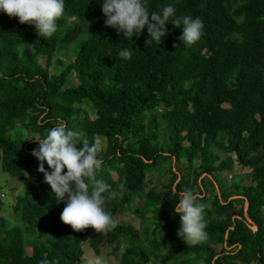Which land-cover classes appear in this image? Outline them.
<instances>
[{"label": "trees", "instance_id": "trees-1", "mask_svg": "<svg viewBox=\"0 0 264 264\" xmlns=\"http://www.w3.org/2000/svg\"><path fill=\"white\" fill-rule=\"evenodd\" d=\"M165 4L202 20L197 42L180 45L171 17L159 45L146 29L126 40L104 25L96 0H64L50 38L0 13V171L24 187L12 205L23 227L4 229L0 216V264H82L85 242L95 253L111 247L119 264H264V0H147L150 11ZM71 46L74 59L56 71L52 57ZM125 46L128 60L117 54ZM73 74L76 85L66 82ZM155 110L169 126L166 143L146 129ZM57 119L78 139L106 141L96 178L111 186L113 223L103 231L59 220L64 204L36 172L35 140L11 137L18 125L42 138ZM236 167L238 183L218 184L215 174ZM182 190L203 205L207 235L196 244L176 234ZM124 213L140 219L138 230Z\"/></svg>", "mask_w": 264, "mask_h": 264}, {"label": "clouds", "instance_id": "clouds-1", "mask_svg": "<svg viewBox=\"0 0 264 264\" xmlns=\"http://www.w3.org/2000/svg\"><path fill=\"white\" fill-rule=\"evenodd\" d=\"M96 2L104 17V25L114 28L129 41L146 29L148 38L159 45L170 17L171 24L181 30L178 38L180 45H193L202 33L203 22L199 17L174 15L172 4L163 5L157 12L149 10L147 0ZM64 10V0H0V13L15 17L20 24H30L40 38H50L57 31L56 21L63 16ZM117 54L128 60L133 50L125 46ZM78 137V132L67 128L64 121L57 119L46 129L42 138H33L36 146L30 154L37 161L36 172L42 174V182L49 187L51 197L57 203L64 204L59 220L74 231L90 227L100 232L113 223L104 207L111 196V186L96 178L102 165L98 156L101 151L99 142L89 143L87 139ZM44 165H47V169ZM120 188L123 189V184ZM176 197L172 212L179 217L177 236L191 244L204 240L207 233L203 205L197 202L198 195L191 190H182L176 193ZM38 264L51 262L44 258ZM87 264H104V261L100 256L93 255Z\"/></svg>", "mask_w": 264, "mask_h": 264}, {"label": "rangeland", "instance_id": "rangeland-1", "mask_svg": "<svg viewBox=\"0 0 264 264\" xmlns=\"http://www.w3.org/2000/svg\"><path fill=\"white\" fill-rule=\"evenodd\" d=\"M60 50V49H59ZM66 55H61V54H56L55 56L52 57L51 59V65L53 67H57L56 71H61L63 68V65H66L67 62H70L74 59L75 56V48L74 46H71L69 50H66ZM59 52V51H58ZM43 59V58H42ZM41 61L43 62V60ZM58 61L61 62V64H58ZM75 74L69 76L66 78L67 83H72L73 85L77 84V81L75 80ZM67 85V84H65ZM64 85V86H65ZM83 110L89 114L91 118L95 117V111L90 108V106L83 102L81 104ZM226 107V105H225ZM83 114H79V116H82ZM154 122L155 125L152 127H149L148 124H146V129L147 131H153L156 132L155 134L157 135L158 139L160 141H163L164 143L167 142V137H168V132H169V126L166 123L165 120V115L163 111L155 110L154 111ZM147 123L149 122L148 120L146 121ZM37 134L33 132H28L25 130L23 127H20L18 125L15 126V128L11 131V137L12 139L16 140H31L33 142V138H37ZM96 141L99 142L101 150L104 151L105 147L107 146L106 141L104 138L97 137ZM220 158H225V154H221ZM194 167L198 165L197 161L193 162ZM237 167L234 169L233 172L231 173H223V174H215V179L219 184L220 179H223V183L226 185H230L232 181L235 183H238V179L236 178ZM174 171L176 169L174 168ZM242 172H239L241 175ZM247 173H244L243 176L240 177L242 185H248L249 184V179ZM206 175L203 174L200 179H205ZM210 180V179H209ZM207 181V180H206ZM224 187V189H225ZM215 192L216 194L219 193L218 187L216 184H214ZM223 189V190H224ZM24 193V187H22L18 182H16L14 179L11 177L7 176L6 174L2 173L0 171V203H1V208H0V216L4 222V229H10L13 227H23L20 221V217L18 213H15L12 210V205L16 203L17 197L18 196H23ZM137 203V200L135 201V204ZM134 205V204H133ZM119 218L122 220L124 224H129L133 226L135 229L138 230L139 224H140V219L135 216L134 214L130 213H124L123 215L119 216ZM216 248L218 246H215ZM218 249V248H217ZM121 250V248H119ZM27 253H30V249L26 250ZM93 255L100 256L104 264H119L118 263V256H113L111 254V247H102L99 249L97 253L91 250V248L88 246V242H85L82 246V264H87V261L89 258H91ZM197 264H201L198 262Z\"/></svg>", "mask_w": 264, "mask_h": 264}]
</instances>
